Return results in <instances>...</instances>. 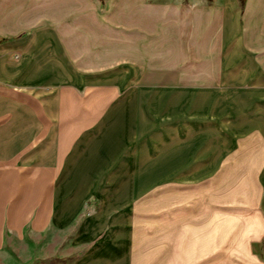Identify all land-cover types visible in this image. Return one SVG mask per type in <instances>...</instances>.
<instances>
[{
  "label": "crops",
  "instance_id": "0c3cea01",
  "mask_svg": "<svg viewBox=\"0 0 264 264\" xmlns=\"http://www.w3.org/2000/svg\"><path fill=\"white\" fill-rule=\"evenodd\" d=\"M106 5L0 0V174L56 175L72 264H264V0Z\"/></svg>",
  "mask_w": 264,
  "mask_h": 264
},
{
  "label": "rangeland",
  "instance_id": "374dc122",
  "mask_svg": "<svg viewBox=\"0 0 264 264\" xmlns=\"http://www.w3.org/2000/svg\"><path fill=\"white\" fill-rule=\"evenodd\" d=\"M77 1L80 2L68 0L69 11H74L72 7ZM83 6L86 18L92 15L97 19V13L102 17L107 9L106 0H83ZM55 176L21 171L0 174V264H72L75 254L61 252L67 251V245L72 242L78 220L71 221L68 227L54 223L53 204L48 202L45 185H53ZM154 192L153 184L137 194L131 205L154 211ZM142 197L148 201L140 206L135 202ZM99 205L100 201L92 198L80 212H93Z\"/></svg>",
  "mask_w": 264,
  "mask_h": 264
},
{
  "label": "trees",
  "instance_id": "16d2710c",
  "mask_svg": "<svg viewBox=\"0 0 264 264\" xmlns=\"http://www.w3.org/2000/svg\"><path fill=\"white\" fill-rule=\"evenodd\" d=\"M239 4H240V7L242 8L244 4V0H239Z\"/></svg>",
  "mask_w": 264,
  "mask_h": 264
},
{
  "label": "built area",
  "instance_id": "2783aa9c",
  "mask_svg": "<svg viewBox=\"0 0 264 264\" xmlns=\"http://www.w3.org/2000/svg\"><path fill=\"white\" fill-rule=\"evenodd\" d=\"M17 57V55H15V58Z\"/></svg>",
  "mask_w": 264,
  "mask_h": 264
}]
</instances>
